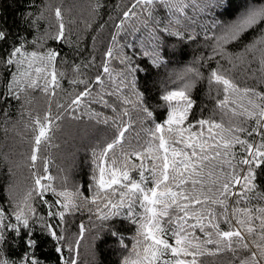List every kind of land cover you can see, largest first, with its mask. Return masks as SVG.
Here are the masks:
<instances>
[{
	"label": "snow or ice",
	"instance_id": "1",
	"mask_svg": "<svg viewBox=\"0 0 264 264\" xmlns=\"http://www.w3.org/2000/svg\"><path fill=\"white\" fill-rule=\"evenodd\" d=\"M157 6H163L171 13L166 23L154 15ZM98 7L97 0L93 10ZM187 7L189 0H135L132 7L123 12L122 22L115 25L117 33L112 35L113 43L105 52L101 71L92 79L80 78L79 66L74 65L77 78L69 83L83 87L74 96L70 94L65 103L55 99L56 90L60 88L58 77L65 75L56 68L58 52L50 48L28 51L22 40L0 56V67L8 71L10 77L0 92V99L10 97L23 101L21 107L24 108L33 103L36 99L33 93L38 91L47 104L42 116L39 113L33 116L32 111L26 109L29 122L25 128H30L33 133L31 152L26 157L31 161L26 167L30 170L32 184L22 199L10 200L11 212L0 205V264H21L22 260L31 258L29 249H34L37 244L32 238L37 221L56 241L57 253L67 247L68 256H61L60 264H78L79 249L88 231L86 225L81 223L79 233L70 240L62 234L63 228L58 234L52 223H45V217L38 216L35 207L37 200L42 201L49 207L48 218L59 217L62 224H66V212L79 209L76 198L82 194L66 187L57 190L52 183L54 178L49 174V158L39 155L42 144L55 146L51 143L54 131L66 115L73 120L86 115L97 123L109 125L111 122L116 128L111 142L92 149L95 191L91 200L84 197V201L94 206V211L88 210L101 227L116 218L135 225L134 243L123 264H201V257L225 252L232 254L231 264H264V191L256 183V170L264 168V89L241 87L228 75L255 61L264 80V0H242L235 19L220 25L218 33H205L204 38L213 41L207 60L217 63V68L207 77L210 99L215 100V109L221 113V119L213 118L214 111L208 117L201 115L195 121L190 120L196 104L191 93L197 80L204 77L197 68L187 67L177 72L172 81L178 87L165 90L160 96L168 109L166 119L161 123L152 120L154 113L137 84L141 68L134 63L135 54H126L125 48L138 46L152 66L160 68L165 64L160 34L185 39L180 29H187L180 17L184 16ZM198 7L201 11L228 8L231 3L230 0H207ZM137 8L139 15L135 11ZM54 11L57 30L54 35L46 33L45 36L63 41V15L58 7ZM133 17L139 20V26H131V31L124 29V22ZM217 24L214 21L211 27L216 29ZM121 30L126 37L122 44L117 40ZM250 31L254 35L243 45L242 51L233 52L226 47L240 42ZM127 37H133L134 42ZM7 38V34L0 31V42ZM187 38L195 39V35ZM117 48L119 52L114 54ZM117 59L122 65L118 71L110 66V61ZM221 61H227L230 67L225 68ZM213 91L214 97L211 96ZM106 97H115L121 107L110 103ZM85 101L111 108L114 115L104 116L87 106L82 108ZM129 106L133 111H142L144 118L154 123V128L147 129L149 139L143 145L125 149L126 134L132 123ZM4 115L7 116L6 111ZM118 147L120 158L115 154ZM146 160L150 163L146 164ZM38 161H41L42 172ZM134 171L138 178L132 175ZM49 190L62 210L51 211L52 204L45 199ZM221 221L227 224L226 230L221 228ZM89 223L95 226L92 217ZM22 235L26 245L24 256L21 260L7 257L4 248L8 240ZM113 235L120 234L113 231ZM121 243L126 247L122 237ZM30 264L40 262L30 259Z\"/></svg>",
	"mask_w": 264,
	"mask_h": 264
},
{
	"label": "trees",
	"instance_id": "2",
	"mask_svg": "<svg viewBox=\"0 0 264 264\" xmlns=\"http://www.w3.org/2000/svg\"><path fill=\"white\" fill-rule=\"evenodd\" d=\"M134 2L135 0H98L99 7L94 11L97 0H0V31H4L8 36L7 40L0 42V56L9 52L14 44L18 46L22 40L26 42L25 48L28 51H43L50 48L58 52L56 68L58 72H63L65 75L58 77L60 88L56 90L55 99L65 103L70 99V94L74 96L83 87L69 83V80L77 78L74 65L79 66V72L82 74L80 78L92 79L101 71L105 52L113 43L112 35L117 33L115 25L122 22L123 12L130 9ZM206 3L207 0H189V7L185 9L184 16L180 17L187 29V31L184 28L180 29L184 32L185 39L180 40L174 36L160 34L162 36L161 55L165 60V64L160 68L153 67L149 59L142 55L138 46L133 49L125 48L126 54H135L134 63L141 68L137 75V84L145 94L147 106L154 113L152 120L162 123L166 119L167 105L160 99V96L165 90L178 87V84L172 81L176 79L177 72L187 67L197 68L204 77L197 80L191 93L196 104L190 120L195 121L201 115L208 117L214 111L216 114L213 118L221 119V113L215 109V100L210 99L207 81L210 71L217 68L216 60H207V56L212 51L213 41L206 40L204 37L206 32L209 35L213 32L218 33L220 25L235 19L241 10L242 0H230L231 7L228 8H205L201 11L198 5L202 7ZM57 7L61 9L65 24L63 41H56L45 36L46 33L48 36L54 35L57 30L54 11ZM135 11L137 15L140 14L138 8ZM154 15L162 23H166L171 18V13L163 6H157ZM214 21L218 22L216 29L211 27ZM131 26H139V20L136 17L124 22L123 25L128 31H131ZM141 31H143L142 28ZM193 34L195 39L187 38ZM139 35L140 33H137V36ZM253 35L254 33L250 31L240 42L226 47L233 52L242 51L243 45L248 43ZM125 38L121 30L117 40L122 44ZM127 39L134 42L133 37H127ZM33 41L39 43L34 44ZM41 44L43 47H40ZM118 52L117 48L114 54ZM90 61L93 63H89ZM221 63L225 68L230 67L227 61H221ZM110 66L117 71L122 67L118 59L111 60ZM228 75L233 77L241 87L264 89V80L261 79L259 65L255 61L250 65L247 63L242 65L229 72ZM9 78L8 71L0 67V92L3 91L4 84ZM192 79L195 77L193 76ZM33 95L36 99L31 105H24V108L21 107L23 101H16L10 97L0 99V205L9 212H11L10 200L22 199L27 188L32 184L30 170L26 167L31 161L26 157L31 152L33 133L30 128H25V124L29 122L26 109L32 111L33 116L37 113L42 116L47 109L43 95L38 91ZM211 96H215L214 91ZM106 99L116 104L118 108L121 107L115 97H106ZM85 106L89 110L103 113L104 116L114 115L111 108H103L100 104H89L85 101L82 108ZM129 109L132 123L126 134L125 149L143 145L149 139L147 129L154 128V123L145 119L142 111H133L131 106ZM5 111L7 116L4 115ZM52 111L54 113L56 111L55 104H53ZM59 123L60 127L54 131L51 141L55 146L48 147L42 144L39 155L41 158H49V174L54 178L52 183L57 190L66 187L69 191L82 194L76 198L79 209L66 212V224H62L59 217L48 218V205L37 200L35 202L37 215L44 216L45 223H52L58 234H61L63 228L62 234L70 240H74L76 234L79 233L81 223L86 225L88 231L79 249L78 264H123L124 257L129 254L134 243L135 225L116 218L101 227L100 222L96 221L88 210L92 208L94 211V206L84 201V197L91 200L95 191L92 180L94 168L92 149L111 142L116 134V128L111 125V122L109 125L97 123L86 115L80 120L70 119L66 115ZM115 154L117 158H120L119 147ZM132 160L139 164L135 157H132ZM145 163H150V161L146 160ZM38 167L42 172L41 161H38ZM256 171V183L259 189L264 191V168ZM132 175L138 178L137 172H132ZM45 199L52 204L51 211L62 210L55 204L56 197L51 190L45 193ZM256 202L253 201V203ZM90 217L95 222V226L89 223ZM227 227V224L221 221V228L226 230ZM113 231H117L120 235L114 236ZM197 234H199L198 230ZM121 237L126 247L122 245ZM32 238L37 241V244L34 249H29L32 253L30 259H36L40 264H60V257L68 256L67 247L62 253L56 252V241L52 240L51 236L42 229L38 221L34 225ZM24 239L22 235L20 238L8 240L4 248L7 257L21 260L26 249ZM30 259L22 260L21 264H30ZM200 259L201 264H231L232 254L225 252L215 256L205 255Z\"/></svg>",
	"mask_w": 264,
	"mask_h": 264
}]
</instances>
